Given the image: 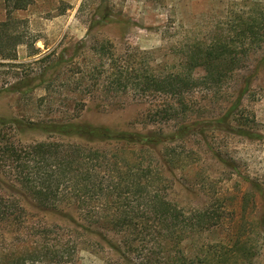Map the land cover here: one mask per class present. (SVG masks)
<instances>
[{
	"label": "rangeland",
	"instance_id": "1",
	"mask_svg": "<svg viewBox=\"0 0 264 264\" xmlns=\"http://www.w3.org/2000/svg\"><path fill=\"white\" fill-rule=\"evenodd\" d=\"M12 15L22 39L15 58L0 57V146L84 141L47 122L149 135L163 197L177 212L168 218L176 235L163 243L172 262L264 264V0H30ZM97 53L151 70L159 86L135 90L130 78L125 90L106 88L110 62H95ZM6 155L0 149V192L18 196L30 220L79 232L76 264L121 260L108 223L63 207L83 229L38 210Z\"/></svg>",
	"mask_w": 264,
	"mask_h": 264
},
{
	"label": "trees",
	"instance_id": "2",
	"mask_svg": "<svg viewBox=\"0 0 264 264\" xmlns=\"http://www.w3.org/2000/svg\"><path fill=\"white\" fill-rule=\"evenodd\" d=\"M3 3L6 15L0 20V57L12 59L15 58L14 46L22 39L14 30L12 12L25 8L30 0H3ZM245 29L246 26L241 27L240 33L244 34ZM102 41L108 46L106 39ZM104 55L97 53L95 62H110L112 76L106 88L125 90L132 84L130 78L137 79L139 86L135 90L159 86L157 75L151 70L116 65L113 62L118 61L113 53ZM188 84L194 86L198 79L191 78ZM5 122L0 120V124ZM43 125L46 129L56 127V131L84 141L73 146L67 144L64 149L60 148L61 144L47 141L22 148L11 141L2 142L0 149L6 156L10 155L18 183L37 209L59 214L83 229L86 228L63 207L70 206L88 222L108 223L118 234L116 243L108 244L121 259L115 264H174L170 250L163 243L176 235L177 228L168 218L176 216L177 212L163 197L159 168L148 148L149 135L91 123L55 125L47 122ZM185 127L190 126L182 128ZM18 198L15 194L0 192V264H76L80 233L65 234L64 228L56 224L30 220L26 209L17 204ZM151 219L163 222L156 228L148 224ZM186 261L183 258L179 264H207L208 260L206 256H195ZM104 264L114 263L106 261Z\"/></svg>",
	"mask_w": 264,
	"mask_h": 264
}]
</instances>
